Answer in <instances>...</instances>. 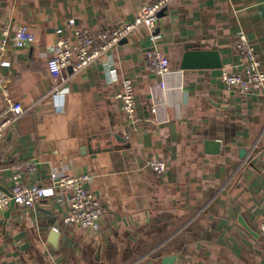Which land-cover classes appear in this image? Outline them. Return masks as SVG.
Listing matches in <instances>:
<instances>
[{"label":"crops","instance_id":"obj_1","mask_svg":"<svg viewBox=\"0 0 264 264\" xmlns=\"http://www.w3.org/2000/svg\"><path fill=\"white\" fill-rule=\"evenodd\" d=\"M156 1L0 0V118L1 90L23 110L0 141V187L10 191L11 168L23 162L37 166L22 174L25 186L50 185L53 171L89 174L103 210L95 229L65 224L59 189L32 209L4 210L0 264H264V91H228L221 80L241 67L239 32L264 73V0H172L153 30L165 76L150 72L151 32L139 27L108 53L115 79L101 62L68 67L65 91L52 96L46 61L59 39L115 30ZM19 26L35 40L14 48ZM186 48L217 51L222 67L182 70ZM123 79L135 92L132 123L118 97ZM149 159L166 172H150Z\"/></svg>","mask_w":264,"mask_h":264},{"label":"built area","instance_id":"obj_2","mask_svg":"<svg viewBox=\"0 0 264 264\" xmlns=\"http://www.w3.org/2000/svg\"><path fill=\"white\" fill-rule=\"evenodd\" d=\"M172 0H157L149 5L141 7L134 18L112 31H105L96 37L82 34L75 30L74 36L76 43L71 44L59 39L54 48L53 55L46 61V68L49 76L54 81L52 96L57 98L65 91L67 77L63 72L70 67L73 72H79L94 63H103L110 73L111 80L115 79L114 71L108 62V53L118 46L122 41L130 37L139 27H145L150 32V42L152 50L148 52L149 70L157 76H165L170 71V62L156 47V37L153 30L156 26L160 11L165 8ZM68 24L73 26L74 20H68ZM61 34V30L56 31ZM6 36V34H5ZM35 40L34 34L25 26H19L12 38L11 46L23 48L32 44ZM7 43L2 40L0 50L4 51ZM235 50L241 60L239 70L222 71L221 80L226 90L246 94L249 92L264 91V73L260 69V61L254 47L243 32H239L235 40ZM2 64H6L5 62ZM122 92L119 94L121 110L128 122L132 123L135 110V92L133 84L129 79H123ZM5 107L3 116L0 118V141L5 132L14 124L17 116L22 114L21 106L14 103L7 95L6 91L1 90ZM34 162H23L15 164L11 169L14 185L10 189V196L0 189V214L7 209L9 202L13 200L14 206L22 209H32L40 201L50 198L55 190L59 189L67 194L69 209L63 218L65 224H71L84 230L95 229L102 216V207L92 192L88 189L92 182V176L83 174L79 176L68 175L53 171L50 173V185L25 186L19 183L23 173L33 174L36 171ZM146 168L154 174L166 172V163L162 160L149 159L146 161ZM258 231L264 234V220L258 225Z\"/></svg>","mask_w":264,"mask_h":264},{"label":"water","instance_id":"obj_3","mask_svg":"<svg viewBox=\"0 0 264 264\" xmlns=\"http://www.w3.org/2000/svg\"><path fill=\"white\" fill-rule=\"evenodd\" d=\"M165 11V8H163L159 16L162 15ZM124 40H122L120 43H122ZM222 67V62L220 60V56L217 51L213 50H193L191 48H186L180 68L182 70L186 69H220ZM205 147L208 148L210 153H218L220 144L217 141H211V140H206L204 142ZM244 154V150H240V157ZM0 189L8 196H10V193L0 187ZM14 202L11 200L9 202V205L7 207V214L10 212V210L13 208ZM240 224L247 229L245 224L242 222L241 219H239ZM249 231V230H248ZM251 232V231H250ZM252 233V232H251ZM56 233L52 232L51 236L52 238H56ZM53 242V241H52ZM171 260H166V262L169 263Z\"/></svg>","mask_w":264,"mask_h":264}]
</instances>
